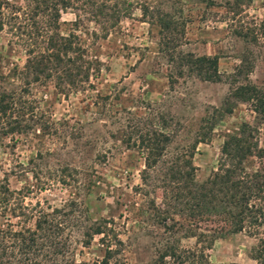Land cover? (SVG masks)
Instances as JSON below:
<instances>
[{"label": "rangeland", "instance_id": "rangeland-1", "mask_svg": "<svg viewBox=\"0 0 264 264\" xmlns=\"http://www.w3.org/2000/svg\"><path fill=\"white\" fill-rule=\"evenodd\" d=\"M126 1L133 5L130 13L104 39L93 24L73 28V14L60 15L59 32L72 31L104 64L95 85L101 95L97 107H87L81 94L64 98L51 84L21 75L24 53L10 43L5 29L0 31V90L12 94L27 127L25 137L0 136V180L6 179L9 190L20 191L23 205L35 211L63 208L54 216L61 223L57 239L76 263L98 264L102 259L100 235H93L87 248L80 242L90 227L108 221L104 229L116 234L110 244L116 252L107 264H157L170 245L200 258L194 264H253L248 254L256 240L244 232L223 233L203 249L194 237L184 238L189 223L163 198L164 168L154 169L142 183L143 161L130 144L140 129L168 133L165 159L191 152L198 184L216 169L223 135L240 123L255 128L254 141L264 147L263 118L252 113L249 103L229 99L227 78L246 57L252 65L247 82L264 88V0H211L209 5L201 0ZM140 5L147 6L145 14ZM164 16L173 25L168 37L173 42L167 47L175 53L216 56L220 82L174 76L160 53L157 18ZM14 66L16 74L7 73ZM169 74L175 79L172 85ZM227 105L229 114L223 112ZM160 116L167 122L165 129ZM200 137L207 140L195 145ZM9 221L16 225L17 219ZM196 225V233L210 227ZM164 261L174 264L172 258Z\"/></svg>", "mask_w": 264, "mask_h": 264}, {"label": "trees", "instance_id": "trees-1", "mask_svg": "<svg viewBox=\"0 0 264 264\" xmlns=\"http://www.w3.org/2000/svg\"><path fill=\"white\" fill-rule=\"evenodd\" d=\"M21 1V5H15L0 0V31L5 29L11 38L10 43L24 53L20 74L25 78L29 76L33 83L51 84L55 94L64 98L81 94L87 107H97L101 95L95 85L104 64L95 52L79 42L72 31L66 35L59 32L63 24L60 15L72 13L74 20L69 26L73 28L84 23L93 24L104 39L130 13L132 3L126 0ZM200 2L211 4V0ZM140 10L145 14L147 6L142 5ZM157 23L162 42L160 53L172 66L174 76L187 75L204 82H220L216 56L175 53L173 48L167 47L173 42L168 38L172 21L164 16L158 17ZM251 68L246 57L239 59V64L227 77L230 86L228 97L235 102L249 103L252 113L264 121V88L247 82ZM16 70L14 66L7 73L16 74ZM241 77L244 78L243 83L239 82ZM174 80L169 74L170 85L175 83ZM15 109L12 94L0 90V136H26L27 127ZM231 110L227 105L223 112L229 114ZM157 120L165 129L167 122L164 117H157ZM254 130L248 123H240L235 131L225 133L219 147L217 167L200 184L193 179L191 152L165 159V151L171 143L168 133L158 128L140 129L133 136L130 148L135 149L143 161V168L139 171L142 183L149 179L154 169L164 168L161 188L167 195L163 198L172 204V211L184 214L183 219L189 223L184 238L194 237L196 243H202L203 249L223 233L244 232L256 240L248 258L253 264H264V147H258L254 141ZM206 140L207 137H200L194 143L197 145ZM22 198L20 191L9 190L6 179L0 180V264H84L68 259L67 247L57 239L61 223L54 216L61 215L63 208H53L50 213L42 209L35 211L34 207L23 205ZM11 218L17 219L16 225L9 221ZM29 222H32V227L28 226ZM198 223H209L210 227L196 233ZM106 224L108 221L90 227L80 242L87 248L93 235L101 236L104 255L98 264H107L116 252L110 248L116 234L112 229H104ZM18 225L21 227L17 228ZM177 250V245L165 247L157 257V264H165V258H172L174 264L200 261L192 254Z\"/></svg>", "mask_w": 264, "mask_h": 264}]
</instances>
